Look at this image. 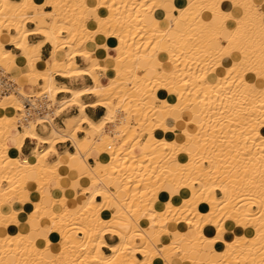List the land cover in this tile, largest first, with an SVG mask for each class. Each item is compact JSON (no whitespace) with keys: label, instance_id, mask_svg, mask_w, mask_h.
Masks as SVG:
<instances>
[{"label":"bare ground","instance_id":"1","mask_svg":"<svg viewBox=\"0 0 264 264\" xmlns=\"http://www.w3.org/2000/svg\"><path fill=\"white\" fill-rule=\"evenodd\" d=\"M244 34L252 55L234 56ZM224 64L238 67L237 83L213 86L232 72ZM21 65L14 91L0 95V264H12L9 253L14 264H72L71 247L77 256L85 249L84 264H264V0H0V67ZM55 75L92 83L72 88ZM43 94L56 115L78 113L62 128L51 122L47 135L36 130L39 118L15 126L21 98ZM85 94L95 99L85 103ZM96 106L105 111L93 120L85 108ZM25 139L34 143L28 154ZM66 140L74 152L57 151ZM62 167L81 190L61 182ZM73 223L83 235L68 233ZM105 234L117 240L106 244Z\"/></svg>","mask_w":264,"mask_h":264},{"label":"crops","instance_id":"2","mask_svg":"<svg viewBox=\"0 0 264 264\" xmlns=\"http://www.w3.org/2000/svg\"><path fill=\"white\" fill-rule=\"evenodd\" d=\"M231 11H232V13H233V15L234 16H239L240 15V13H241V9L240 8H238V7H232L231 8ZM176 12H174V14H175ZM159 17H160V15H158ZM32 26V24L31 23H28V27H31ZM159 26L161 27V28H165V27H168L167 26V23H164V22H162V21H160V23H159ZM28 39L31 41V42H37V41H39V40H41L42 39V36H40V35H38V34H31V35H28ZM95 39L97 40V42H99V43H104L105 41H106V39L104 38V37H102L101 35H95ZM221 45H222V43H219L217 46L218 47H221ZM6 46L8 47V48H10L11 50H14L15 48L12 46V45H10V44H6ZM88 49H90V50H92V48H93V45H91V44H89L88 43ZM17 50V49H16ZM17 52H18V50H17ZM50 52H51V46L48 44V43H46V44H44V45H42V47H41V50H40V56H39V58L42 60V61H45V60H47V59H49V57H50ZM105 54H113V51H112V49H111V46L110 47H108L106 50H105ZM76 61L78 62V64L80 65V66H84L85 65V63L83 62V60H82V58H80V57H76ZM21 67H24V65H21V66H16V67H12L11 69H10V71L11 72H14V71H16V70H19V69H21ZM9 71V70H8ZM99 72V71H98ZM216 72L217 73H221V69L220 68H217L216 69ZM113 75V71L111 70V69H107L105 72H102L101 74H100V76H101V79L102 80H104V81H106L109 77H111ZM249 76V75H248ZM55 78H56V80L58 81V83L59 84H64V85H66V86H68V87H72V88H81V87H83V86H85V85H89V84H91L92 83V79L88 76V75H80V76H77V78H74V77H70V78H65V77H61V76H59V75H55ZM67 95V93H57V98H59V99H61V98H63L64 96H66ZM82 100L85 102V103H90V102H92L94 99H95V97H93L92 95H90V94H85V95H82ZM104 111H105V109H104V107H102V106H96V107H86L85 108V113L89 116V118H91V119H93V120H95V119H98L103 113H104ZM78 113V108L77 107H75V106H72V107H69V108H66L65 110H63L62 111V114L59 116V118L58 119H56L55 120V123L57 124V125H60V126H57L55 123H53L54 125H56L58 128H62L63 127V121H64V119H66V118H68V117H71V116H73V115H75V114H77ZM168 122L169 123H171V120H168ZM83 126H85V124L83 125ZM42 128H45V129H48V131H47V133L46 134H43L44 133V130L42 129ZM42 128L41 127H36V130H37V132L39 133V134H41V135H47L48 133H49V131H50V129H51V125L49 126V127H47V126H45V125H42ZM77 135L80 137V136H82L83 135V133L82 132H78L77 133ZM144 144L143 143H141V144H139V145H136L135 147H134V152H136L137 153V151H139L140 150V148L143 146ZM34 146V143L30 140V139H25L24 140V142H23V144H22V147H21V152H22V154H28V153H30V151H31V149H32V147ZM45 146V145H44ZM43 146V147H44ZM43 147H41V148H43ZM55 147H56V149H57V151L58 152H63L64 150H68V151H70V152H74V147H73V145L71 144V141L70 140H66V141H60V142H57L56 144H55ZM40 147H39V149H41ZM51 156H53L52 157V159H54L55 158V155H51ZM52 159H50V160H52ZM88 162L90 163V164H93L94 163V159L92 158V157H89L88 158ZM72 163L75 165L76 164V162L75 161H72ZM76 167H77V170L75 171L76 173H80L82 170H83V168H84V165H80L79 163H77L76 164ZM61 172L62 173H64V175H63V178H62V180H61V182L64 184V185H69V183L76 189V185H80V183H79V181L77 182V180L76 179H71L69 176H67V174H72V172L70 171V170H68L67 168H65V167H62L61 168ZM66 174V175H65ZM57 182L55 181V180H53V181H51L50 182V185H55ZM82 185H85V181H83L82 182ZM81 186V185H80ZM47 188V190H50L51 188L50 187H46ZM82 189V188H81ZM56 191V192H55ZM72 190H70V189H66L65 191H58V190H56V189H52V193H53V195L55 196V197H58L59 195H61V194H64V195H66V196H70V195H72L73 194V191L71 192ZM67 192V193H66ZM57 193V194H56ZM215 193H216V195H220V191L219 190H216L215 191ZM98 199H100V197H97ZM25 199L27 200V199H29V196L28 195H26L25 196ZM22 222H23V220H22ZM12 226V224H9L8 225V229H7V231L8 232H16L19 228L17 227V226H15V225H13L14 227H11ZM13 228V229H12ZM11 229H12V231H11ZM22 229L23 230H25L26 229V227H22ZM40 229H42V228H40ZM10 230V231H9ZM14 230V231H13ZM80 235V234H79ZM162 239H165L164 237H162ZM104 240H105V242H106V244H112V243H114L116 240H117V237H115V236H113V235H111V234H105L104 235ZM183 248H189V243H187V242H183ZM57 248L58 247H56V246H53V249H55V250H57ZM213 249V248H212ZM102 250L104 251V252H108L109 251V249L107 248V246H103L102 247ZM137 255V257H140V255L139 254H136ZM174 260V261H173ZM173 261V262H172ZM171 264H178V262H177V259H176V257H174L172 260H171Z\"/></svg>","mask_w":264,"mask_h":264},{"label":"rangeland","instance_id":"3","mask_svg":"<svg viewBox=\"0 0 264 264\" xmlns=\"http://www.w3.org/2000/svg\"><path fill=\"white\" fill-rule=\"evenodd\" d=\"M106 3H108V2H106ZM37 8H34L33 10H36ZM44 9H50V7H47V6H45L44 7ZM27 26H28V23H27ZM65 34V33H64ZM241 37H239V40H237V42H236V44L238 43V45H236V46H234V48H233V54H234V56H239V55H244L245 53H246V55H252V53L251 52H249V51H252V50H254L253 49V46L251 45V41H250V38H251V36H250V34H244V35H240ZM233 44L235 45V43L233 42ZM218 45V44H217ZM13 51H15V52H17V50L16 49H14ZM198 54H194V57H196ZM184 56H186V59H187V54H185ZM219 56H221V54L219 55ZM215 57L214 59L215 60H217L218 62H220L221 60H219L218 58H220V57ZM231 63L232 62H234V61H230ZM220 63H222V62H220ZM228 65L227 64H224V66L223 67H225V68H228L227 69V71H230L229 69L231 68V67H233V66H229V67H227ZM216 67V66H215ZM214 67V68H215ZM211 68H213V67H206V69L205 68H202L201 69V72H203V71H206V70H210ZM187 69V68H186ZM216 69V68H215ZM238 69V67L237 66H235L234 68H231V71L232 72H225V73H223V75L222 76H227L228 78H227V80H225V82H224V78H222V80H219V77H218V75H216V81H215V83H213L212 85L214 86L215 84H216V82H217V84L218 85H220V84H222V85H224V84H227V83H230V86H234L236 83H237V80H238V74H237V70ZM187 71L188 70H186V73H187ZM9 72V74H10V76L14 79V73L13 72H11L10 70L8 71ZM196 72H198V71H196ZM183 76V75H182ZM74 78H77V77H74ZM184 80L183 81H188L187 80V77L186 78H183ZM186 79V80H185ZM38 82H39V84H37L35 87H33V90H39V89H41L42 88V82L40 81V80H38ZM62 100V99H61ZM60 100V101H61ZM155 105L157 106L158 105V101H156L155 102ZM132 107V106H131ZM132 118H134V115H131V121H132ZM214 118H215V115H213L212 116V119L214 120ZM56 124V123H55ZM57 125V124H56ZM15 126H16V123H15ZM57 126H60V125H57ZM19 128V127H18ZM21 128V127H20ZM19 128V129H20ZM43 130H44V133L43 134H46L47 133V131H48V129H45V128H42ZM207 133H209V134H214V136H215V134H217L218 133V130H217V133H216V126H215V122H213V124H212V127L211 126H209V128H208V131H207ZM208 135V134H207ZM96 137V136H95ZM146 138V133H144V134H142V136H141V141H143L144 139ZM140 141V142H141ZM144 144V143H143ZM126 145H129V142H127L126 143ZM139 145V144H138ZM136 146V145H135ZM134 146V147H135ZM40 148L41 147H43V146H39ZM52 157L53 156H50L49 157V159H52ZM2 182V184H4L5 186L7 185V182L6 181H1ZM197 185V184H196ZM81 188H82V186H80V185H76V191H79V190H81ZM69 232L68 233H72V232H76L77 234H80V235H83V233L82 232H80V230H79V226H78V224H76V223H73V224H70L69 226ZM78 230V231H77ZM82 233V234H81ZM137 242H140L141 241V239H139V238H136L135 239ZM12 245V244H11ZM76 251V248L75 247H71V249H70V253H71V263L72 264H76L77 262H79V260H80V263L81 264H84L83 263V261L85 260V257H86V259L88 260V257L87 256H83L84 254H85V249H80L79 251V253L81 254V256H82V258L84 257V259H81V256H77V251ZM90 252H91V250H90ZM87 254H89L90 255V253H87ZM9 255H10V259H11V261H12V264H14V262H15V257H16V255H14L13 253H9ZM87 260H85V262H87ZM53 262V264H54V261H52ZM56 262V261H55Z\"/></svg>","mask_w":264,"mask_h":264},{"label":"built area","instance_id":"4","mask_svg":"<svg viewBox=\"0 0 264 264\" xmlns=\"http://www.w3.org/2000/svg\"><path fill=\"white\" fill-rule=\"evenodd\" d=\"M15 88V83L10 76L9 72L0 67V95H4L8 92H13ZM57 98V95H56ZM59 99V98H57ZM21 103V119L16 120L17 127L20 128V123L34 118H39L41 121L36 127H41L45 125L50 126L51 122L55 123V120L59 118V115H56L55 108L57 106L56 101L50 100L46 94L43 95H29L23 97L20 100Z\"/></svg>","mask_w":264,"mask_h":264}]
</instances>
